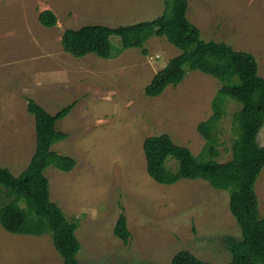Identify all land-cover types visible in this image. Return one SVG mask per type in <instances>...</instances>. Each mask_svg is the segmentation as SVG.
I'll return each mask as SVG.
<instances>
[{
    "label": "rangeland",
    "instance_id": "374dc122",
    "mask_svg": "<svg viewBox=\"0 0 264 264\" xmlns=\"http://www.w3.org/2000/svg\"><path fill=\"white\" fill-rule=\"evenodd\" d=\"M188 2V17L204 39L251 52L264 77V0ZM166 7L167 0H0V165L19 175L35 152V117L27 97L51 114L75 102L58 124L69 136L53 149L75 158L76 166H50L45 174L51 199L77 224L79 264H170L181 250L229 264L226 238L242 237L229 190L202 178L159 183L149 175L144 153L146 139L168 133L201 155L206 140L198 125L212 115L222 81L189 70L179 84L147 95L155 74L181 53L165 36H150L144 52L123 49L114 34L108 58L76 57L62 45L68 28L133 24L156 18ZM46 8L58 18L53 27L39 20ZM238 109L230 100L219 124V161L232 157ZM167 165L178 167L172 158ZM255 189L264 216V168ZM123 212L129 243L114 232ZM0 264H63V258L49 233L16 234L0 224Z\"/></svg>",
    "mask_w": 264,
    "mask_h": 264
},
{
    "label": "trees",
    "instance_id": "16d2710c",
    "mask_svg": "<svg viewBox=\"0 0 264 264\" xmlns=\"http://www.w3.org/2000/svg\"><path fill=\"white\" fill-rule=\"evenodd\" d=\"M188 0H167L164 12L151 20L110 26L93 23L64 31L62 45L76 57L96 54L112 55L111 36H120L123 49L142 48L152 35L165 36L181 53L159 70L146 86V94L159 95L169 85L179 84L189 70H200L220 79L222 88L213 101V113L198 125L206 144L201 155L174 142L164 133L144 142L149 175L159 183L170 185L182 178H202L217 189L230 191V210L242 237L228 236L226 244L232 254L229 264H264V216L259 210L256 182L264 168V145L258 135L264 126V77L259 74L258 60L249 51L236 50L227 42L206 40L201 29L188 17ZM40 22L49 27L58 18L51 9L39 14ZM28 111L35 117L36 148L26 168L19 175L0 165V224L11 233L43 235L49 233L63 264H79L76 253L77 224L51 199L50 181L45 174L54 166L70 171L76 159L53 149V144L69 134L59 129V121L75 106V102L57 114L49 113L36 99L27 97ZM230 100L240 104L233 123L238 127L232 157L219 161L220 122ZM172 158L178 163L173 170L167 165ZM115 234L129 243L131 233L127 217L121 213ZM170 264H214L203 261L188 250H181Z\"/></svg>",
    "mask_w": 264,
    "mask_h": 264
},
{
    "label": "crops",
    "instance_id": "0c3cea01",
    "mask_svg": "<svg viewBox=\"0 0 264 264\" xmlns=\"http://www.w3.org/2000/svg\"><path fill=\"white\" fill-rule=\"evenodd\" d=\"M258 142H259L260 145H264V128H263V130L261 129V131H260V133L258 135Z\"/></svg>",
    "mask_w": 264,
    "mask_h": 264
}]
</instances>
